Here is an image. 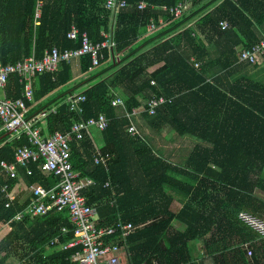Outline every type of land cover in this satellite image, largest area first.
I'll return each instance as SVG.
<instances>
[{"label": "trees", "instance_id": "16d2710c", "mask_svg": "<svg viewBox=\"0 0 264 264\" xmlns=\"http://www.w3.org/2000/svg\"><path fill=\"white\" fill-rule=\"evenodd\" d=\"M140 1L147 5L139 8ZM181 1L127 0L116 16L115 46L103 49L98 66L91 67L89 54L79 57L82 73L95 75L98 67V77L106 73L82 92L86 96L83 117L104 113L109 118L108 127L97 130L99 147L113 157L108 171L95 165L92 140L85 136L72 140L71 162L81 177L95 181L83 191L89 204L116 194L114 205L99 204L98 225L121 219L138 227L127 238L129 252L121 244L125 263L194 264L192 244L203 239L206 255L216 264H261L264 238L238 215L247 211L264 219V198L256 194L264 191V81L231 76L235 47L243 44L242 49H250L262 39L253 27L264 33V0H192L178 17L161 8ZM105 2L0 0L1 62L16 63L23 55L40 59L54 47L78 49L83 32L90 41L102 42L103 31L108 32L114 20ZM222 20L229 28L221 30ZM152 22L155 28L149 30ZM73 26L79 31L76 38L68 36ZM208 44L219 53L214 59ZM191 56L201 62V68L190 63ZM239 65L253 63L240 61ZM214 69L226 71L211 76ZM36 77L39 84L47 85L40 89L38 80L33 84L37 102L50 91L60 92L58 103L71 93H61L73 82L70 62L61 61L57 70ZM7 86L14 89L12 99L21 96L23 86L16 74H11ZM118 96L123 105L115 106L112 99ZM153 96L171 101L160 104L151 115L145 109ZM26 105L30 119L39 110L31 102ZM134 109H141L156 130L169 125L179 136H195L202 142L194 145L184 163H175L139 133L128 132L138 113L132 114ZM47 119L50 133L67 132L80 116L61 104ZM7 131L0 121V136ZM25 145H29L25 134L19 139L4 136L0 163L13 162L15 150ZM30 168L31 184L49 189L59 181L58 176L43 174L37 163ZM6 176L0 166V187L7 182L11 187L16 180ZM107 181L111 186L105 187ZM5 202L0 192V264H8L11 258L17 264H77L72 257L81 246L65 247L74 237L67 209L17 219L30 200L22 205L14 200L9 207ZM245 241L252 243L251 256L241 247Z\"/></svg>", "mask_w": 264, "mask_h": 264}, {"label": "built area", "instance_id": "2783aa9c", "mask_svg": "<svg viewBox=\"0 0 264 264\" xmlns=\"http://www.w3.org/2000/svg\"><path fill=\"white\" fill-rule=\"evenodd\" d=\"M192 0H184L176 6H161L163 10H168L171 15L181 16L188 9ZM128 5L127 0H106L105 6L114 14V20L118 11ZM147 5L144 1L138 3L139 8ZM39 16V12L37 13ZM222 30L229 28L226 20L219 23ZM155 28V23L148 25L149 30ZM79 31L73 26L68 33L70 38H76ZM82 45L78 49L59 50L57 47L47 50L40 59L35 56L24 57L16 63L3 64L0 60V89H4L9 81L11 74H16L23 89L21 96L16 99L7 97L0 98V121L3 127L11 132V135L19 139L23 134L28 136L29 145L19 146L15 150V162L2 160L0 163L1 170L12 179L18 177L17 166L27 169L29 174L32 170L29 168L31 163H38L40 169L47 173L59 177V181L53 187L47 189L42 185L32 187V198L24 211L17 214V219L26 217L35 218L46 214L50 210L58 211L67 209L70 214V221L74 227V237L66 247L80 245L81 250L73 255V260L77 264H128L122 260L120 255L121 244H124L129 252L128 237L138 228L130 222H123L119 219L112 225H98L95 220L97 215V205L89 204L83 191L95 181L91 178L81 177L79 172L73 168L71 162V142L73 139H83L93 127L106 129L109 124V118L101 113L98 116L84 118L83 103L86 100L85 94H69L61 104H67L71 111L78 113L80 119L75 122L70 130L62 132L56 130L52 133L44 134L34 119L26 118L27 105L34 97L33 79L46 72H53L58 69L61 61L71 62L81 55L89 54L91 56V67L98 66L100 60L104 57L103 49L115 46L110 33L104 34L102 42H92L87 32H83ZM264 56V38L258 44L250 49H244L239 53L240 60L251 63H259ZM195 66L200 64L195 63ZM155 83L154 80L151 81ZM171 101L164 96H153L147 101L146 111L149 114H155L156 108L166 101ZM115 106L123 105L122 97L118 96L112 99ZM58 105L49 110H42L41 117H46L49 113H55ZM134 109L132 114H135ZM129 115V114H128ZM128 132L132 135L138 133L137 127L131 124ZM112 154L97 150L95 162L108 170ZM106 186H111L107 181ZM1 194L6 199L5 206L9 207L15 200L14 194L11 193L9 184L0 187ZM238 218L255 231L260 237L264 238V219L247 212L241 211ZM68 229H63L67 231ZM117 235V239L110 238ZM57 242V240L52 243ZM247 254H253V247L250 241L241 243ZM154 264H158L154 262Z\"/></svg>", "mask_w": 264, "mask_h": 264}, {"label": "crops", "instance_id": "0c3cea01", "mask_svg": "<svg viewBox=\"0 0 264 264\" xmlns=\"http://www.w3.org/2000/svg\"><path fill=\"white\" fill-rule=\"evenodd\" d=\"M192 24L194 26V23H192ZM114 29H115V22L112 21V26L107 33L111 34L113 40H114ZM253 30L259 38H264V33H263L262 29L254 26ZM105 33L106 32L103 31V36ZM204 42H206L205 39H204ZM207 46H208V48H210V58H212V59L216 58L219 55L217 49L214 48L211 44H208ZM242 48H243V44H239L235 47L237 54L234 56L237 58V60H235V63H234L235 64L234 65L235 70L233 71L231 79H236L239 77H247V78H251L252 80H258V81L263 80L264 81V56L259 63H255L253 65L246 66L243 68L239 67L240 61H242V60H240L239 53L242 50H244ZM24 57H26V56L23 55L20 60H22ZM20 60H18V61H20ZM189 61L191 64H193V66L195 68H201L202 67L201 62L195 60V56H191ZM197 62H198V64L201 65V67L195 66V63H197ZM70 65H71L73 82L70 83L67 87H65V88L63 87V89H61L62 94L67 93V92H71L69 94L82 93L84 90L89 88L92 84L99 81L100 78L106 77V73H104V75H101V77H98L100 74V71H97L95 75H91V74L89 75V73H85V74L82 73L81 62H80L79 57L77 59H73L70 62ZM225 71L226 70L221 71L219 69H214L210 73L212 74L211 76H219L221 73L224 74ZM36 80H38V81H36ZM35 81H36V83L40 89L47 88V85L44 84L43 82H41L39 84L40 78L37 79V77H35L33 79L34 85H35ZM0 90L2 91L3 97L6 95L7 97L11 98L15 95V93L13 91L14 89L12 87L9 88V86H7V85L4 89L1 88ZM34 90H35V88H34ZM82 94H84V93H82ZM59 96H60V92L50 91L47 93H43V97L41 98V100L39 102H37V100L34 97H33V100L31 101V103H33V105H35L34 107L37 108L39 111L36 112L35 115L30 119H34L36 125L41 128V130L43 131L44 134L50 133L48 130V119H47L48 115L46 117H41L40 112L42 110L52 108L53 106L61 105L62 102L58 103L56 101L59 98ZM48 105H49V107L46 108V106H48ZM137 112L138 113L135 116H133L132 121L134 122V125L137 127L139 135L142 138H144L145 140L147 138V140L149 142H151V143L153 142L155 147L157 148L156 151L163 152V154L161 153L163 156H165L166 158H169L171 161H173L175 163H178V164L184 163L185 160L188 158V156H189L192 148L194 147V145L196 143L202 142L201 139H199L195 136H179L169 125H166V126L162 127L161 129L156 130L149 124V121L147 120L146 116L143 115V112L141 109L138 110ZM97 129H99V128L93 127L88 132V134H86V136H88L92 140V143L94 146L92 156H93V163L95 165H98L95 162V154H96L97 150H101L102 152H109V151H104V150H102L101 147H99L100 146V136H99V132H98L99 130H97ZM100 130H102V129H100ZM6 135H11V132L7 131L4 136H6ZM4 136H0V140ZM13 162H15V160ZM30 165H29V168H30ZM38 169L43 174L49 175V174L43 172L39 166H38ZM108 170H109V167H108ZM108 170H106V171H108ZM17 171H18V177L15 178L16 180L10 182L11 183L10 184L11 185L10 190H11V193L14 194L15 201H18L22 205V204L28 202V200L31 201L32 187L35 185H42V184L38 183V182L31 184L29 182L30 181L29 175H31L32 173L29 174L25 167L18 165ZM76 171H78V170H76ZM8 177L9 176H6L5 179H8V180L12 179V178H10V177L8 178ZM5 184H8V182ZM94 185H92V186H94ZM105 187H106V184H105ZM115 200H116V194H115V192H113L111 198L108 199V197H104V198L99 199L93 203V204H98L97 205V215L95 216L96 221L99 218V213H98L99 204H102V203H105L108 201V203L110 205H114L116 203ZM238 237H239V234L237 235L236 238H238ZM192 245H193L192 254H193V263L194 264H216L212 261L211 257L206 255V253H205L206 248L204 246V240L203 239H198V240L194 241ZM75 246H77V245H75ZM70 247H73V246H68V248H70ZM235 248H236V246H235ZM262 253H263L262 258H264V251ZM260 263L264 264V259H262V261H260ZM8 264H17L16 259L11 258L8 261Z\"/></svg>", "mask_w": 264, "mask_h": 264}, {"label": "rangeland", "instance_id": "374dc122", "mask_svg": "<svg viewBox=\"0 0 264 264\" xmlns=\"http://www.w3.org/2000/svg\"><path fill=\"white\" fill-rule=\"evenodd\" d=\"M98 70H100L99 67L96 68L95 72L98 71ZM2 97H3V94H2V91L0 90V98H2ZM146 140H147V138H146ZM147 142L150 143L148 140H147ZM152 145H153L154 149L156 150L157 148L155 147V145H154L153 142H152ZM160 153L163 154V152H160ZM256 194L259 195V197L264 198V191H262V190H257V191H256Z\"/></svg>", "mask_w": 264, "mask_h": 264}]
</instances>
